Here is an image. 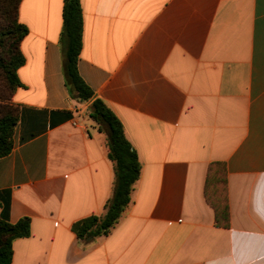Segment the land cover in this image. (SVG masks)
Segmentation results:
<instances>
[{"label": "crops", "instance_id": "1", "mask_svg": "<svg viewBox=\"0 0 264 264\" xmlns=\"http://www.w3.org/2000/svg\"><path fill=\"white\" fill-rule=\"evenodd\" d=\"M79 70L142 170L123 217L80 242L115 170L65 84L64 0H22L20 118L0 213L31 220L11 264H264V0H80Z\"/></svg>", "mask_w": 264, "mask_h": 264}, {"label": "trees", "instance_id": "2", "mask_svg": "<svg viewBox=\"0 0 264 264\" xmlns=\"http://www.w3.org/2000/svg\"><path fill=\"white\" fill-rule=\"evenodd\" d=\"M21 1L0 0V158L10 154L14 147V135L20 118V109L13 102V96L17 88L22 86L18 69L25 63L21 43L28 34V28L19 20ZM83 27L81 1L64 0L60 43L65 84L72 99L78 103L90 102L89 117L98 130L107 136L108 156L115 170L113 192L103 213L73 223L72 229L80 242L86 243L89 237L110 234L121 220L132 201L142 163L126 136L120 118L105 100L95 96L94 90L80 73ZM30 224L28 217L11 223L0 213V264L12 263L13 242L30 234Z\"/></svg>", "mask_w": 264, "mask_h": 264}]
</instances>
